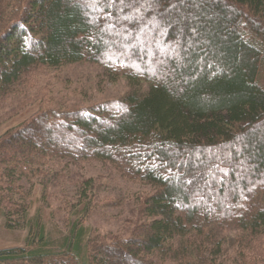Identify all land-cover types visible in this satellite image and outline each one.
<instances>
[{"label":"trees","instance_id":"obj_1","mask_svg":"<svg viewBox=\"0 0 264 264\" xmlns=\"http://www.w3.org/2000/svg\"><path fill=\"white\" fill-rule=\"evenodd\" d=\"M83 62L151 89L41 112L0 138L10 227L28 210L16 186L45 162L96 160L155 190L133 233L88 247L85 263L223 264L231 230L238 259L264 264L249 251L264 237V0H0V98L35 68ZM71 241L63 255L0 251V264H74Z\"/></svg>","mask_w":264,"mask_h":264},{"label":"rangeland","instance_id":"obj_2","mask_svg":"<svg viewBox=\"0 0 264 264\" xmlns=\"http://www.w3.org/2000/svg\"><path fill=\"white\" fill-rule=\"evenodd\" d=\"M150 89L143 79H133L123 71H110L95 63L38 67L0 98V138L41 112L90 109L130 95L145 96ZM16 188L13 200L26 205L27 216L21 225L10 227L6 211L0 207V251H30L42 245L48 252L63 255L69 240L74 250L73 242L80 234L82 254L74 264H87L88 247L128 238L141 222V199L155 190L126 175L118 165L96 160L47 161L36 177L24 179ZM14 220L20 219L15 215ZM232 236L236 234L231 230L223 233L227 252L222 263L244 264L237 257ZM40 237L43 242L39 243ZM249 251L250 256H261L264 237Z\"/></svg>","mask_w":264,"mask_h":264}]
</instances>
